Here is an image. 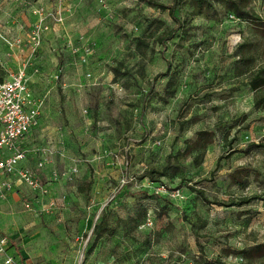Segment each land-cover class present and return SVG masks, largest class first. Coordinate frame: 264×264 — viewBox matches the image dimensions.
I'll list each match as a JSON object with an SVG mask.
<instances>
[{"label": "rangeland", "instance_id": "374dc122", "mask_svg": "<svg viewBox=\"0 0 264 264\" xmlns=\"http://www.w3.org/2000/svg\"><path fill=\"white\" fill-rule=\"evenodd\" d=\"M27 1L48 14L35 52L27 29L12 45L18 28L0 0V79L24 66L45 108L21 164L44 192L16 175L10 190L0 185V228L26 261L262 264L253 249L264 244V149L247 146L264 142V104L247 75L264 63V0H180L179 24L144 0H65L61 10L57 0ZM38 148L49 150L39 169ZM148 180L178 197L154 194Z\"/></svg>", "mask_w": 264, "mask_h": 264}, {"label": "built area", "instance_id": "2783aa9c", "mask_svg": "<svg viewBox=\"0 0 264 264\" xmlns=\"http://www.w3.org/2000/svg\"><path fill=\"white\" fill-rule=\"evenodd\" d=\"M65 0H57L56 7L66 9ZM29 13L33 16V20L29 24L26 40L30 43L32 52L38 50L41 40L44 36V30L47 29L45 19L48 17L46 8L42 3L30 4L27 0H21ZM60 12V11H59ZM63 16L57 13L54 18L56 21L63 20ZM23 39L13 37L12 45H20ZM85 63V58H82ZM24 66L19 67L15 72L7 71L5 77L0 79V175L6 176L0 182L2 188L10 190L13 182L11 176H18V181L26 184L31 190L44 192L43 185L39 182L37 172L25 166H20L28 155V149L20 148L19 143L24 141L32 130L36 129L41 122L44 101L39 96H35L28 84V77ZM39 153L36 168H40L45 162L49 154L48 148H38L32 150ZM77 172L74 166L67 175V179H71L72 174ZM146 186L152 188L154 194L170 195L178 197V190H167L162 184H155L148 180ZM151 219L147 218L145 224H150ZM0 256L1 264H29L25 257L17 256L11 251L10 238L0 230Z\"/></svg>", "mask_w": 264, "mask_h": 264}, {"label": "trees", "instance_id": "16d2710c", "mask_svg": "<svg viewBox=\"0 0 264 264\" xmlns=\"http://www.w3.org/2000/svg\"><path fill=\"white\" fill-rule=\"evenodd\" d=\"M146 1L148 4L156 6L158 8H160L161 10H167L168 14L172 17V19L179 24L176 16H175V10H176V6L178 4V2L180 0H172L171 4H162L154 1V0H144ZM231 11H233V13H235V15H237V17H241V11L240 8L238 6V4L236 2H232L231 4ZM173 36V34H169V35H165L159 38V43L161 45L164 44V42L168 39H170ZM244 42L240 43L237 45L236 47V51L237 54H239V50L240 48L242 49V47H244ZM239 49V50H238ZM239 59L241 61H244L245 57L243 55H238ZM168 70H169V65L167 64V67L165 69V71L160 74L163 76L168 75ZM159 75H155L153 79H155L156 77H158ZM247 84L249 85V87L251 88V90L254 91L255 95H254V103L255 105H261L264 104V96L261 93L262 90L264 89V63H261L260 65H258L256 68L252 69L248 75H247ZM252 147H256V148H263L264 149V142L261 141L259 143H250L247 148H252ZM219 160L217 159L215 167H217L219 164L218 162ZM194 190V189H193ZM197 192V194L201 197L202 200L204 201H208L204 196H203V192L201 190H195ZM256 198V196H251L248 198H241L238 201H230L228 203H224V202H217V204L223 205V206H241L244 204H247L249 201H251L252 199ZM102 219H100L98 222L94 223L93 226V230H92V235L94 236V238L98 237L99 235L103 234V232L105 231L106 227H107V222H106V216H102ZM255 250L257 253L264 251V244H257L255 246V248L253 249ZM251 250L245 252L247 254L250 253ZM199 264H225L224 262H222L220 259H215L214 261H210L208 259H206V257L202 256V258L199 261ZM264 264V262L262 263Z\"/></svg>", "mask_w": 264, "mask_h": 264}, {"label": "crops", "instance_id": "0c3cea01", "mask_svg": "<svg viewBox=\"0 0 264 264\" xmlns=\"http://www.w3.org/2000/svg\"><path fill=\"white\" fill-rule=\"evenodd\" d=\"M9 6H10V9H11V13L9 14V17H8V21H10V23L15 27V28H18L17 29V35L16 36H19L20 38H22L23 39V37L24 36H22V35H24L23 33H22V31L21 30H23V29H27V31L25 32V34L28 32V27H29V24L31 23V21L33 20V16L29 13V11L23 6V5H21V0H9ZM26 12V13H25ZM24 14H26L27 15V17H28V15H30V17L31 18H25L24 17ZM11 15V16H10ZM56 34V33H55ZM26 36V35H25ZM58 37L59 38H63L64 37V34H60V35H58ZM25 40H26V38H24ZM23 39V40H24ZM17 51H18V53H21L20 51H23V49H21L20 50V48H18L17 49ZM19 67H21V66H19ZM18 67V68H19ZM17 68V69H18ZM16 69V70H17ZM15 70V71H16ZM7 71H9V72H11L10 70H7ZM14 71V72H15ZM28 84H29V82H28ZM30 86V85H29ZM31 88V87H30ZM40 124H41V122L39 123V126L36 128V129H34V130H32V132L29 134V136L24 140V141H22L21 143H19L18 144V146L20 147V148H26V145H28V143H29V139L32 137V134L36 131V130H38L39 129V127H40ZM26 159V158H25ZM24 159V160H25ZM24 160L23 161H21L20 163H19V165L20 166H24V165H21L23 162H24ZM76 166V165H75ZM70 171V170H69ZM78 171V170H77ZM77 172H75V174H76ZM75 174H72V178L71 179H67V178H65L67 181H72L73 180V178H74V176H75ZM12 177V176H11ZM4 178H6V176H4V175H0V182L2 181V180H4ZM30 190V189H29ZM33 200L34 201H37L38 199H37V196H35L34 198H33ZM0 230L2 231V232H4V230H2L1 228H0ZM5 233V232H4ZM10 244H11V251L12 252H14L17 256H20V257H25L22 253H21V251L18 249V247L16 246V244L15 243H13L11 240H10ZM0 264H1V256H0Z\"/></svg>", "mask_w": 264, "mask_h": 264}, {"label": "water", "instance_id": "95a60500", "mask_svg": "<svg viewBox=\"0 0 264 264\" xmlns=\"http://www.w3.org/2000/svg\"><path fill=\"white\" fill-rule=\"evenodd\" d=\"M93 226H94V224H93ZM93 226H92V228H91V231H90V233H89V234H91V233H92V230H93Z\"/></svg>", "mask_w": 264, "mask_h": 264}]
</instances>
